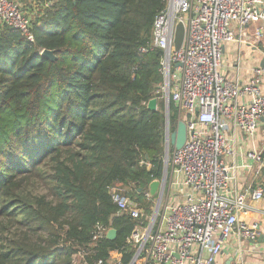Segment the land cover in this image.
I'll return each instance as SVG.
<instances>
[{
    "label": "trees",
    "instance_id": "16d2710c",
    "mask_svg": "<svg viewBox=\"0 0 264 264\" xmlns=\"http://www.w3.org/2000/svg\"><path fill=\"white\" fill-rule=\"evenodd\" d=\"M17 1L30 4L34 40L0 25V264H129L134 220L109 192L123 187L150 213L145 193L163 174L162 51L151 40L165 0ZM178 118L170 99V132ZM97 224L115 238L93 239Z\"/></svg>",
    "mask_w": 264,
    "mask_h": 264
},
{
    "label": "built area",
    "instance_id": "2783aa9c",
    "mask_svg": "<svg viewBox=\"0 0 264 264\" xmlns=\"http://www.w3.org/2000/svg\"><path fill=\"white\" fill-rule=\"evenodd\" d=\"M177 20L183 21L185 35L174 51ZM31 23L32 13L16 0H0V25L31 42ZM231 41L260 45L264 60V0H165L154 21L151 46L162 51V95L177 104L186 140L168 152L166 176L150 213L123 187L110 188L118 212L134 220L127 239L134 248L129 264H213L231 236L253 240L259 235L258 224L241 216L250 209L248 200L264 201V185L239 189L237 169L255 162L264 166V152L242 150L245 137L253 136L264 119V62L252 68L244 84L228 81L221 69L223 47ZM165 130L164 124V136ZM105 231L97 224L93 239Z\"/></svg>",
    "mask_w": 264,
    "mask_h": 264
},
{
    "label": "crops",
    "instance_id": "0c3cea01",
    "mask_svg": "<svg viewBox=\"0 0 264 264\" xmlns=\"http://www.w3.org/2000/svg\"><path fill=\"white\" fill-rule=\"evenodd\" d=\"M25 5H27L26 2L20 4L21 7ZM28 6L30 4L26 8ZM252 28L253 25L249 28L247 27L246 31L251 32ZM262 59L263 54L260 45L253 47L231 41L223 47L221 71L228 81L238 80L240 84H244L251 76L252 68L260 66ZM261 91L264 93V80L261 84ZM242 150L256 152L257 154L264 152V119L258 122L253 136L245 137ZM262 168H258L256 162L250 168H238L237 185L239 189L256 187L259 184L264 185V173H261ZM248 203L250 209L241 218L247 223H257L259 235L253 240H238L236 236H231L224 243L223 251L215 258L213 264H238L239 261L243 262V264H264V201L248 200ZM240 249L242 250L241 259L239 255Z\"/></svg>",
    "mask_w": 264,
    "mask_h": 264
},
{
    "label": "water",
    "instance_id": "95a60500",
    "mask_svg": "<svg viewBox=\"0 0 264 264\" xmlns=\"http://www.w3.org/2000/svg\"><path fill=\"white\" fill-rule=\"evenodd\" d=\"M185 35V25L183 21L177 20L174 26V37H173V50L178 51L183 43ZM40 55L44 58H48L50 60H55V55L53 50L49 49H42ZM264 60L261 61V66H263ZM166 83V78H165ZM165 136H164V156H163V174L160 179H153L148 185V196L154 197L156 196L157 190L159 186L163 184L164 177L166 176L165 170L167 166V157L169 152V147L172 146L174 149H179L182 147L186 140V126L183 120H178L175 126V129L169 132V97L168 94H165ZM177 106V104L175 103ZM147 108L149 110H156V98H152L147 102ZM159 193L157 194L156 198L158 199ZM116 236V230L110 228L106 232L107 239H114Z\"/></svg>",
    "mask_w": 264,
    "mask_h": 264
},
{
    "label": "rangeland",
    "instance_id": "374dc122",
    "mask_svg": "<svg viewBox=\"0 0 264 264\" xmlns=\"http://www.w3.org/2000/svg\"><path fill=\"white\" fill-rule=\"evenodd\" d=\"M32 9H33V8H32ZM36 10H37V9H36ZM30 12H31V11H30ZM149 199L152 200V203H153V202L155 203L156 196H154V197H149ZM79 258H80L79 255H75V256H74V261H75V263H77V262L80 261ZM118 258H119L118 253L113 252V253L111 254L110 262H113V261L115 262Z\"/></svg>",
    "mask_w": 264,
    "mask_h": 264
}]
</instances>
